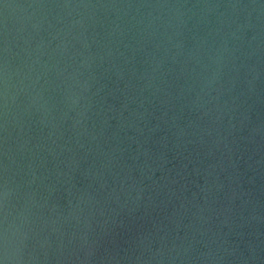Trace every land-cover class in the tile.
Masks as SVG:
<instances>
[{"label":"water","instance_id":"obj_1","mask_svg":"<svg viewBox=\"0 0 264 264\" xmlns=\"http://www.w3.org/2000/svg\"><path fill=\"white\" fill-rule=\"evenodd\" d=\"M0 264H264V0H0Z\"/></svg>","mask_w":264,"mask_h":264}]
</instances>
